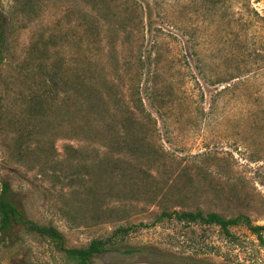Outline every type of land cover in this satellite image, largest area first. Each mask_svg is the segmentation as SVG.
<instances>
[{
	"label": "rangeland",
	"instance_id": "obj_1",
	"mask_svg": "<svg viewBox=\"0 0 264 264\" xmlns=\"http://www.w3.org/2000/svg\"><path fill=\"white\" fill-rule=\"evenodd\" d=\"M102 5L107 18L84 0H0V177L8 198L26 221L57 227L68 247L112 238L92 264H264V244L245 226L232 227L230 238L214 225L158 221L165 210L202 208L264 224V0H220L213 12L208 0ZM237 65L240 77L220 82ZM84 68L97 86H111L114 110L119 98L143 104L151 143L167 169L190 170V190L176 184L154 202L114 198L104 204L111 213L96 218L94 204L72 198L78 185L55 180L84 161L67 145L100 146L73 130L79 118L67 112L63 93L51 99V71L74 84ZM29 225L0 230V264H68ZM122 227L128 234L117 232Z\"/></svg>",
	"mask_w": 264,
	"mask_h": 264
},
{
	"label": "trees",
	"instance_id": "obj_2",
	"mask_svg": "<svg viewBox=\"0 0 264 264\" xmlns=\"http://www.w3.org/2000/svg\"><path fill=\"white\" fill-rule=\"evenodd\" d=\"M84 1L94 12L101 13L102 18H107V10L103 7L102 0ZM208 3L213 12L218 8L220 0H208ZM88 24L91 30L98 27L96 22H93L94 26L91 23ZM4 26V21L0 20V72L4 63L6 43ZM87 73H89L87 69H82L81 75L73 81L74 84L57 70L51 71L49 75L50 84L54 87L52 91L55 90L51 94V99L63 93L67 112L79 118V124L75 125L73 130H81V140L98 138L100 143V146L94 148L83 145L75 148L70 144L67 145L66 150L71 155H79L84 161L63 176L54 174L55 180L65 182L68 186L78 185L80 188L72 191L74 192L72 198H80L85 207L94 204L92 215L96 218L111 213L109 207L105 210L104 204L107 205L108 200L114 198H127L137 202L148 199L154 202L166 196L167 189L171 190V187L176 184H178L179 192L184 189L190 190L193 187L190 170L185 167L179 168V171L174 168L167 169L164 156L151 143L153 131L143 104L139 103L135 108H131L124 104L121 98L117 100L114 98L116 104V110H114L110 98L117 95L111 93V86L108 88L106 82L105 88L97 86L96 77ZM227 73L228 76H224L220 82L227 83L238 79L241 66L228 68ZM50 84L48 83V86ZM43 104L44 100L40 101L39 105ZM41 109L37 111L41 113ZM43 109L47 111L45 107ZM109 118L112 121H109ZM1 121L0 116V124ZM44 154L47 156L45 163L49 164L53 159L49 158L50 154L47 150H44ZM242 185H245L244 180L233 183L231 193L235 197L241 196ZM9 192L10 185L6 182L4 192L0 196L1 232L7 233L18 222L30 223V231L47 237L65 252L68 264H92L96 255L109 250L112 238H96L84 246L68 247L65 236L57 227L26 221L24 213L8 198ZM172 217H176L180 223L218 226L230 238H236L231 232L232 227L245 226L264 244V224L255 223L251 216L245 213L227 217L219 212L205 211L202 208L181 209L173 212L165 210L158 221ZM129 228L122 227L117 232L128 234Z\"/></svg>",
	"mask_w": 264,
	"mask_h": 264
},
{
	"label": "built area",
	"instance_id": "obj_3",
	"mask_svg": "<svg viewBox=\"0 0 264 264\" xmlns=\"http://www.w3.org/2000/svg\"><path fill=\"white\" fill-rule=\"evenodd\" d=\"M4 188H5V183H4L3 179H1V177H0V196L3 194Z\"/></svg>",
	"mask_w": 264,
	"mask_h": 264
}]
</instances>
